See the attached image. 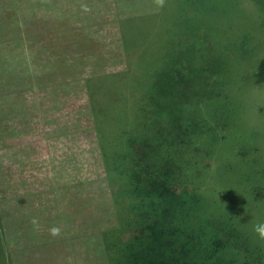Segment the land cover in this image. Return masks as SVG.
<instances>
[{
	"label": "rangeland",
	"instance_id": "374dc122",
	"mask_svg": "<svg viewBox=\"0 0 264 264\" xmlns=\"http://www.w3.org/2000/svg\"><path fill=\"white\" fill-rule=\"evenodd\" d=\"M152 15L187 22L182 40L220 74L226 99L210 113L230 119L228 149L208 160L205 188L212 208L246 221L264 263V241L253 232L264 223V83L254 80L264 0H0L2 264H108L102 233L115 223L118 183L106 175L86 80L136 74L133 59L150 42L125 39L121 22L129 30L128 19ZM240 149L244 159L230 161Z\"/></svg>",
	"mask_w": 264,
	"mask_h": 264
},
{
	"label": "trees",
	"instance_id": "16d2710c",
	"mask_svg": "<svg viewBox=\"0 0 264 264\" xmlns=\"http://www.w3.org/2000/svg\"><path fill=\"white\" fill-rule=\"evenodd\" d=\"M150 17L128 19L129 30L121 22L125 39L150 42L133 59L136 74L86 80L106 175L118 183L115 223L102 233L108 264H264L246 221L212 208L205 188L208 160L228 149L230 119L210 113L226 99L220 74L200 64L194 41L182 40L187 22ZM254 80L264 83V57ZM245 155L233 150L229 158Z\"/></svg>",
	"mask_w": 264,
	"mask_h": 264
},
{
	"label": "clouds",
	"instance_id": "9594fccd",
	"mask_svg": "<svg viewBox=\"0 0 264 264\" xmlns=\"http://www.w3.org/2000/svg\"><path fill=\"white\" fill-rule=\"evenodd\" d=\"M155 2L158 5L163 4V0H155ZM31 223L36 230H39L40 225H39V221L37 218H33L31 220ZM253 232L256 234L257 239H259L260 241H264V223H257L255 225H253ZM49 233L53 237L59 236L60 235V229L58 227H53V228L49 229Z\"/></svg>",
	"mask_w": 264,
	"mask_h": 264
}]
</instances>
